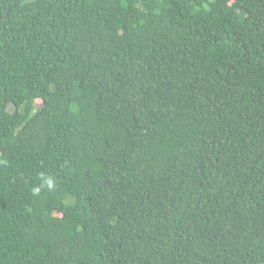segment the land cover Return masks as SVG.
I'll use <instances>...</instances> for the list:
<instances>
[{
    "label": "trees",
    "instance_id": "16d2710c",
    "mask_svg": "<svg viewBox=\"0 0 264 264\" xmlns=\"http://www.w3.org/2000/svg\"><path fill=\"white\" fill-rule=\"evenodd\" d=\"M0 264H264V0H0Z\"/></svg>",
    "mask_w": 264,
    "mask_h": 264
},
{
    "label": "clouds",
    "instance_id": "9594fccd",
    "mask_svg": "<svg viewBox=\"0 0 264 264\" xmlns=\"http://www.w3.org/2000/svg\"><path fill=\"white\" fill-rule=\"evenodd\" d=\"M48 185H49V187L52 186V181L51 180L48 181ZM33 194L34 195H38L39 194V189H33Z\"/></svg>",
    "mask_w": 264,
    "mask_h": 264
},
{
    "label": "rangeland",
    "instance_id": "374dc122",
    "mask_svg": "<svg viewBox=\"0 0 264 264\" xmlns=\"http://www.w3.org/2000/svg\"><path fill=\"white\" fill-rule=\"evenodd\" d=\"M8 110L10 112H14L15 111V106L14 105H10L9 108H8Z\"/></svg>",
    "mask_w": 264,
    "mask_h": 264
}]
</instances>
